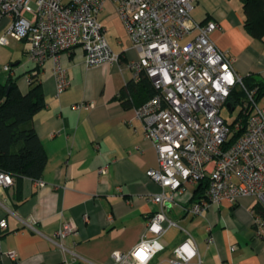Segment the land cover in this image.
<instances>
[{"label": "crops", "instance_id": "0c3cea01", "mask_svg": "<svg viewBox=\"0 0 264 264\" xmlns=\"http://www.w3.org/2000/svg\"><path fill=\"white\" fill-rule=\"evenodd\" d=\"M191 16L217 24L210 40L233 58L236 74L264 78V44L244 29L241 0H196ZM97 20L119 61L88 68L81 47L61 53L59 65L70 85L59 95L52 60L38 69L27 58V41L0 45V83L13 82L25 94L30 76L38 74L45 105L31 125L47 156L42 187L28 178L0 186V220L6 223L0 229V264H112L111 254L133 250L148 218L158 211L148 198L161 190L146 175L158 168L157 155L136 117V109L150 98L151 85L133 80L128 64L138 55L110 2ZM8 26L7 19L0 20V37ZM7 65L10 72L3 70ZM198 188L188 184L174 195L166 213L178 227L167 230L163 250L148 264L169 259L186 234L201 264H264V240H256L252 228L255 200L220 202L201 216L187 215L184 209L205 197ZM30 221L33 229L25 226ZM63 221L77 227L63 242L78 256L74 261L50 241ZM9 251L16 253L15 261L5 255Z\"/></svg>", "mask_w": 264, "mask_h": 264}, {"label": "built area", "instance_id": "2783aa9c", "mask_svg": "<svg viewBox=\"0 0 264 264\" xmlns=\"http://www.w3.org/2000/svg\"><path fill=\"white\" fill-rule=\"evenodd\" d=\"M106 2L114 6L137 52V59L128 64L134 82L146 79L154 91L136 109V117L157 155L158 168L146 175L161 190L148 198L158 211L148 218L139 243L128 253L113 252L111 259L112 264H140L137 253L146 244L148 264L163 250L161 239L167 230L178 227L166 212L175 203L174 195L188 184L206 183L207 188L203 199L184 209L187 215L201 216L211 205H234L243 197L253 198L264 210V105L256 100L254 90L245 89L242 77L234 71L233 58L210 40L217 24L192 18L196 0H0V20L9 21L0 45L27 41V58L38 69L52 60L59 95L70 85L66 70L59 65L61 53L81 47L88 68L119 61L97 20ZM3 70L10 72V67ZM235 88L245 94L240 106L245 127L241 118L228 123L221 117ZM105 172V168L100 170V174ZM35 182L44 185L40 179ZM12 185V177L0 173V186ZM33 225V221L25 223L29 229ZM5 227L0 220V229ZM252 228L255 239L264 240V220L254 211ZM76 233L74 223L63 221L50 240L73 261L78 256L63 242ZM186 235L171 257L158 264H201L192 237ZM5 255L12 261L17 258L13 251Z\"/></svg>", "mask_w": 264, "mask_h": 264}, {"label": "trees", "instance_id": "16d2710c", "mask_svg": "<svg viewBox=\"0 0 264 264\" xmlns=\"http://www.w3.org/2000/svg\"><path fill=\"white\" fill-rule=\"evenodd\" d=\"M241 3L244 29L250 37L264 44V0H241ZM29 79L30 88L25 94H21L13 82L0 83V173L9 175L13 181L41 179L47 162L42 143L31 125L34 116L45 105L44 96L38 74ZM242 83L246 90L255 91L257 101L264 97V78L249 75L242 77ZM149 89L151 98L154 91L151 87ZM244 98V92L235 88L227 102L234 111L236 106L242 105ZM245 117L242 110L236 117L241 118L243 127ZM206 188V183H200L198 190L204 194ZM254 212L264 220L263 208L256 204Z\"/></svg>", "mask_w": 264, "mask_h": 264}, {"label": "rangeland", "instance_id": "374dc122", "mask_svg": "<svg viewBox=\"0 0 264 264\" xmlns=\"http://www.w3.org/2000/svg\"><path fill=\"white\" fill-rule=\"evenodd\" d=\"M240 106H236L233 112H229L228 109L223 108L221 111V117L228 123L232 122L239 114Z\"/></svg>", "mask_w": 264, "mask_h": 264}, {"label": "clouds", "instance_id": "9594fccd", "mask_svg": "<svg viewBox=\"0 0 264 264\" xmlns=\"http://www.w3.org/2000/svg\"><path fill=\"white\" fill-rule=\"evenodd\" d=\"M156 247H159V245L157 244V245H155ZM185 247H187V246H185ZM148 248H149V246L148 245H141V249L143 250V252L144 253H146L147 251H148ZM192 254H194V253H190V255H192ZM147 259V257L146 258H144V259H141L140 258V264H145V260Z\"/></svg>", "mask_w": 264, "mask_h": 264}, {"label": "snow or ice", "instance_id": "6c2138e0", "mask_svg": "<svg viewBox=\"0 0 264 264\" xmlns=\"http://www.w3.org/2000/svg\"><path fill=\"white\" fill-rule=\"evenodd\" d=\"M137 255H138L141 259L146 258V255H145V253L143 252V250L139 251V252L137 253Z\"/></svg>", "mask_w": 264, "mask_h": 264}, {"label": "water", "instance_id": "95a60500", "mask_svg": "<svg viewBox=\"0 0 264 264\" xmlns=\"http://www.w3.org/2000/svg\"><path fill=\"white\" fill-rule=\"evenodd\" d=\"M8 89H9V88H8ZM8 89H7V91H8ZM226 107H227L228 109H230L231 111H233L232 108H231V105H230V104H227Z\"/></svg>", "mask_w": 264, "mask_h": 264}]
</instances>
